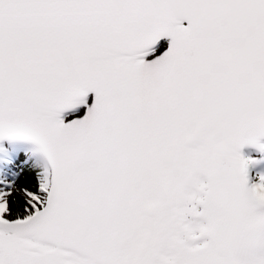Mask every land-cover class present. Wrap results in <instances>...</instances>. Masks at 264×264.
Masks as SVG:
<instances>
[{"label":"snow or ice","instance_id":"snow-or-ice-1","mask_svg":"<svg viewBox=\"0 0 264 264\" xmlns=\"http://www.w3.org/2000/svg\"><path fill=\"white\" fill-rule=\"evenodd\" d=\"M0 264H264V0H0Z\"/></svg>","mask_w":264,"mask_h":264}]
</instances>
